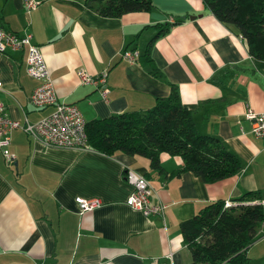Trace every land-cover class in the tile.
<instances>
[{
	"label": "crops",
	"instance_id": "1",
	"mask_svg": "<svg viewBox=\"0 0 264 264\" xmlns=\"http://www.w3.org/2000/svg\"><path fill=\"white\" fill-rule=\"evenodd\" d=\"M38 1L26 11L23 0H0V19L40 46L58 103L74 104L89 122L148 109L174 84L198 132L218 138L241 169L207 183L191 171L176 175L179 156L162 153L159 172L141 155L47 146L16 128L9 146L15 160L0 153V264H189L180 222L217 199L235 203L246 191H259L254 202L264 207V138L244 118L248 105L264 110V61L248 53L234 28L202 0H152L150 11L119 17L102 16L83 0ZM166 23L168 31L158 35L156 25ZM154 37L150 56L161 77L142 63ZM126 49L138 53L134 61L122 57ZM25 61V48L0 55V102L21 124L55 108L29 102L38 81ZM78 72L104 74L106 97ZM126 169L149 180L151 203L165 205L161 214L145 216L126 204L132 192ZM77 197L102 205L80 214ZM246 253L247 264H264V221Z\"/></svg>",
	"mask_w": 264,
	"mask_h": 264
},
{
	"label": "trees",
	"instance_id": "2",
	"mask_svg": "<svg viewBox=\"0 0 264 264\" xmlns=\"http://www.w3.org/2000/svg\"><path fill=\"white\" fill-rule=\"evenodd\" d=\"M83 2L108 17L150 11L154 6L152 0ZM202 3L219 21L235 29L252 57L264 61V0H202ZM170 25H156L158 35L167 32ZM154 39L147 44L142 63L154 76L161 77L150 56ZM170 86L168 97L157 99L148 109L86 122V147L106 155L122 152L144 156L149 167L159 172L163 171L162 153L179 156L183 167L174 172L176 175L191 171L207 183L237 174L240 159L218 138L198 132L191 111L180 100L177 86ZM260 198L259 191H246L229 207L224 206L225 200L217 199L180 222L182 238L191 255L189 264H247L246 250L264 221L262 204L248 202Z\"/></svg>",
	"mask_w": 264,
	"mask_h": 264
},
{
	"label": "built area",
	"instance_id": "3",
	"mask_svg": "<svg viewBox=\"0 0 264 264\" xmlns=\"http://www.w3.org/2000/svg\"><path fill=\"white\" fill-rule=\"evenodd\" d=\"M38 4V0H23L26 11L35 9ZM23 48L26 49V73L30 78L38 81L29 95V102L36 108L51 105H54L55 108L38 121L30 122L25 118L24 123L21 124L18 120L8 117L5 107L0 102V153L8 163L15 160V155L10 151L9 146L11 133L16 128H21L32 139L47 146L86 148V122L74 104L57 102L50 71L44 61L40 46L32 41L30 33L19 34L4 28L0 19V55L8 50ZM137 56L138 53L130 49H126L122 53V57L129 61H134ZM78 74L82 83L97 87L102 96L106 97L108 89L105 85L104 74L97 77H90L84 72H78ZM244 118L251 122L252 134L264 138V110L256 111L248 105L244 112ZM124 177L132 186V192L126 199L128 206L141 211L145 216L158 215L163 212L165 207L163 203H151L150 197L153 189L144 175L126 169ZM75 201L80 214L91 212L102 205L98 198L77 197ZM248 203H254V201ZM234 204L233 201L226 200L224 206L229 207Z\"/></svg>",
	"mask_w": 264,
	"mask_h": 264
},
{
	"label": "water",
	"instance_id": "4",
	"mask_svg": "<svg viewBox=\"0 0 264 264\" xmlns=\"http://www.w3.org/2000/svg\"><path fill=\"white\" fill-rule=\"evenodd\" d=\"M194 17V16H191V18Z\"/></svg>",
	"mask_w": 264,
	"mask_h": 264
},
{
	"label": "rangeland",
	"instance_id": "5",
	"mask_svg": "<svg viewBox=\"0 0 264 264\" xmlns=\"http://www.w3.org/2000/svg\"><path fill=\"white\" fill-rule=\"evenodd\" d=\"M236 204V203H235Z\"/></svg>",
	"mask_w": 264,
	"mask_h": 264
}]
</instances>
